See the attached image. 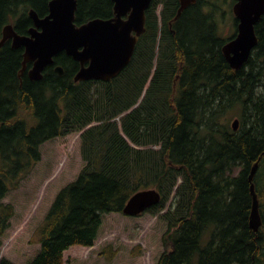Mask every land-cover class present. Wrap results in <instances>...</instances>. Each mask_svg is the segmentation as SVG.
<instances>
[{
    "label": "trees",
    "instance_id": "16d2710c",
    "mask_svg": "<svg viewBox=\"0 0 264 264\" xmlns=\"http://www.w3.org/2000/svg\"><path fill=\"white\" fill-rule=\"evenodd\" d=\"M48 1L0 0V39L8 22L26 33L29 7L45 15ZM227 1L197 0L174 20L178 0H152L131 61L109 81L74 82L79 64L63 51L53 62L62 75L47 66L40 80L26 72L19 77L23 49L5 41L0 247L14 214L2 199L33 170L41 143L81 130L84 165L56 193L34 234L39 249L26 264H68L64 252L94 245L102 213L122 212L142 187L160 191V202L149 209L156 211L176 187L174 209L161 215L167 227L157 264H264V14L255 24L257 45L232 69L221 49L232 36L218 32ZM110 7V0H78L75 21L107 17ZM233 107H239L236 130ZM258 159L254 183L263 222L254 232L248 175ZM100 254L111 260L115 251L108 246ZM0 264L16 263L0 256Z\"/></svg>",
    "mask_w": 264,
    "mask_h": 264
},
{
    "label": "water",
    "instance_id": "95a60500",
    "mask_svg": "<svg viewBox=\"0 0 264 264\" xmlns=\"http://www.w3.org/2000/svg\"><path fill=\"white\" fill-rule=\"evenodd\" d=\"M111 1L112 17H95L81 24L75 22L78 0H49L48 12L44 16L30 7L28 16L32 25L27 32L18 33L12 23L5 24L0 47L9 40L13 48H23L19 77L30 62L27 70L29 78L40 80L43 69L53 62L54 55L64 51L80 64L73 76L75 82L97 79L108 81L130 62L136 41L145 31L146 10L152 0ZM196 1L178 0L179 6L173 19L176 20L183 10ZM232 11L238 21L237 31L222 46V52L232 68L240 69L257 45L255 24L264 14V0H235ZM55 70L59 74L63 73L60 65ZM238 124L239 120L235 118L231 123L234 130ZM258 160L252 165L248 176L251 182L249 228L254 232L262 225L259 199L253 183ZM160 200L158 189H139L127 200L122 213L137 216L157 205Z\"/></svg>",
    "mask_w": 264,
    "mask_h": 264
},
{
    "label": "rangeland",
    "instance_id": "374dc122",
    "mask_svg": "<svg viewBox=\"0 0 264 264\" xmlns=\"http://www.w3.org/2000/svg\"><path fill=\"white\" fill-rule=\"evenodd\" d=\"M231 4L232 0L226 2V15L219 20L218 32L225 36L235 31L234 16L230 14ZM160 10V3L153 6V11L158 15V29L161 23ZM159 36L160 29L157 33V44ZM151 76L152 73L149 78ZM238 112L239 107L230 110L231 120L238 117ZM115 119L119 121V117ZM80 133L81 130H75L41 143L40 159L33 170L21 181L18 188L9 191L2 199V202L13 205L14 214L1 237V257L16 264H26L38 251L40 245L34 236L36 229L56 193L74 180L84 165ZM179 182L180 179L177 184ZM175 189L176 187L167 195L164 206L158 211L148 210L139 216H128L121 212L102 213V223L94 245L72 246L64 252V259L68 264H157L158 257L165 250L162 235L167 227V222L161 215L169 208L174 209ZM108 246L115 251L111 260L100 254ZM135 251L140 252L134 254Z\"/></svg>",
    "mask_w": 264,
    "mask_h": 264
},
{
    "label": "flooded vegetation",
    "instance_id": "af4514ba",
    "mask_svg": "<svg viewBox=\"0 0 264 264\" xmlns=\"http://www.w3.org/2000/svg\"><path fill=\"white\" fill-rule=\"evenodd\" d=\"M110 5H111V14L109 15V16H107V17H100V18H104V19H106V18H110V17H112V1L110 0ZM84 22V21H83ZM82 23V22H81ZM78 24H80V23H78ZM234 24H235V31H237V20L234 18ZM79 64V63H78ZM48 66H53V67H51L54 71H55V66L53 65V63L52 64H50V65H48ZM26 72V75L28 76V74H27V71H25ZM28 78H29V76H28ZM30 79V78H29Z\"/></svg>",
    "mask_w": 264,
    "mask_h": 264
},
{
    "label": "bare ground",
    "instance_id": "6f19581e",
    "mask_svg": "<svg viewBox=\"0 0 264 264\" xmlns=\"http://www.w3.org/2000/svg\"><path fill=\"white\" fill-rule=\"evenodd\" d=\"M229 64V63H228ZM230 66V65H229ZM231 67V66H230ZM232 68V67H231ZM232 69H234V68H232ZM236 70V69H235ZM263 72V71H262ZM178 78V77H177ZM257 78V77H256ZM177 80V79H176ZM256 81H257V79H256ZM259 82V81H258ZM176 84V83H175ZM257 98V97H256ZM255 98V99H256ZM233 103V102H232ZM251 104V103H250ZM229 105V104H228ZM227 106V105H226ZM258 162H259V160H258ZM255 163V162H254ZM253 163V164H254ZM258 168H259V163H258ZM258 168H257V170H258ZM257 170H256V172H257ZM256 172H255V175H256ZM250 173V172H249ZM255 175H254V177H255ZM249 176V175H248ZM250 182V181H249ZM251 183V182H250ZM253 183H254V178H253ZM153 185V184H152ZM254 185H255V183H254ZM150 187V186H149ZM142 188H144V187H142ZM255 191H256V188H255ZM256 193H257V191H256ZM258 195V194H257Z\"/></svg>",
    "mask_w": 264,
    "mask_h": 264
}]
</instances>
